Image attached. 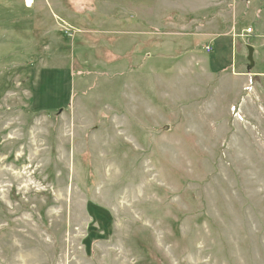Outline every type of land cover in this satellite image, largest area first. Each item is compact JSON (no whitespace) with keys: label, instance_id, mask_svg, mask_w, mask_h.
Listing matches in <instances>:
<instances>
[{"label":"rangeland","instance_id":"obj_1","mask_svg":"<svg viewBox=\"0 0 264 264\" xmlns=\"http://www.w3.org/2000/svg\"><path fill=\"white\" fill-rule=\"evenodd\" d=\"M263 16L264 0H0V264H264V135L200 144L159 88L191 55L248 68ZM148 94L165 124L145 136L124 98Z\"/></svg>","mask_w":264,"mask_h":264},{"label":"crops","instance_id":"obj_2","mask_svg":"<svg viewBox=\"0 0 264 264\" xmlns=\"http://www.w3.org/2000/svg\"><path fill=\"white\" fill-rule=\"evenodd\" d=\"M262 6V4L256 6L255 9ZM262 19L263 21H261V24L259 23L260 29H264V16ZM243 40L245 39L240 38V45H242ZM252 44L255 49V62L258 59L263 60L264 41H256ZM246 58L248 59V56H246ZM191 59L192 61L189 67L187 66L188 64L184 65L182 63L176 65L174 68L175 77L171 83L159 84V88L165 89L162 101L174 103L177 109L181 110V112H178L179 115L182 114L181 126L184 128V126L189 123L191 127H194L193 133L196 135L195 139L200 141V144H205L209 140H214L213 132L207 131L208 127L214 126L216 128L222 127L223 130L229 129L230 135L234 133L232 130L235 128V134L238 136H254L260 141L258 138L264 135L262 131V127L264 126H259V124L264 125V115L260 111L261 108L264 109V92L260 91L257 84L264 87V71H255L254 68V72L251 71L252 73L249 74L250 72H248L247 68L244 69L242 66H237V60L235 62L234 56L229 71L217 77V74L210 69H207V72H202L201 64L203 63V57L196 54L191 55ZM191 68H193V70L190 73ZM200 72H202L205 77L204 81H200ZM138 73L142 74L144 78L145 75L153 76L156 79L159 77L158 73H150L149 71L147 73ZM169 78H173V76ZM161 79L163 80V78ZM171 88L174 89V92H172ZM250 90L251 93H248ZM149 95L150 94L136 97L134 100H130L127 97L124 98V100L126 99V102H128L127 111L130 118H132V121L128 120V127L131 128L132 125L140 124L142 128L148 130L145 136L149 134L150 128L155 129L165 124V120L162 118L159 121L153 118L154 115L151 111ZM160 95H162V93ZM240 102L244 116L243 120L235 119L231 112V106L235 104L238 105ZM214 105L217 107L218 111L211 112L210 108ZM196 106L200 111H197ZM112 108L116 113H119L122 108V103L118 102L116 105L112 106ZM152 118L154 121H152ZM218 118L222 119V123H220L221 120H215ZM173 130L174 129L170 125H166V132ZM219 139L220 137L216 138L215 141L218 142ZM16 255L17 258L12 261L22 264L24 256L22 251L17 250ZM16 255L14 257H16Z\"/></svg>","mask_w":264,"mask_h":264},{"label":"trees","instance_id":"obj_3","mask_svg":"<svg viewBox=\"0 0 264 264\" xmlns=\"http://www.w3.org/2000/svg\"><path fill=\"white\" fill-rule=\"evenodd\" d=\"M224 70H225V69H224ZM222 71H223V70H221V71H219V72H222ZM92 207H93V208L88 209V211H89V214L92 215L96 221L101 220L103 224H110L112 217H111V214H110L109 211H104V210H103L105 215H104L103 218H102V216H100V213H99V212L96 213V210H97V209H99V210H102V209H101V208H97V207L94 206V205H92ZM95 209H96V210H95ZM101 213H102V212H101ZM105 232H108V230L105 231ZM96 237H97L96 239H101L103 236H102V235H99V236H96ZM92 239H94V238L91 237L90 239L85 240L86 245L91 246V245H92V242H91ZM89 240H90V241H89Z\"/></svg>","mask_w":264,"mask_h":264},{"label":"water","instance_id":"obj_4","mask_svg":"<svg viewBox=\"0 0 264 264\" xmlns=\"http://www.w3.org/2000/svg\"><path fill=\"white\" fill-rule=\"evenodd\" d=\"M247 49H248V62H249V66L247 70L248 72H251L255 68V65H256L255 57H254L255 49L251 45H248Z\"/></svg>","mask_w":264,"mask_h":264},{"label":"bare ground","instance_id":"obj_5","mask_svg":"<svg viewBox=\"0 0 264 264\" xmlns=\"http://www.w3.org/2000/svg\"><path fill=\"white\" fill-rule=\"evenodd\" d=\"M33 3V0H27V5L31 6Z\"/></svg>","mask_w":264,"mask_h":264},{"label":"built area","instance_id":"obj_6","mask_svg":"<svg viewBox=\"0 0 264 264\" xmlns=\"http://www.w3.org/2000/svg\"><path fill=\"white\" fill-rule=\"evenodd\" d=\"M248 32H249V33H252V32H253V29H252V28L249 29ZM208 50H210V48H208Z\"/></svg>","mask_w":264,"mask_h":264}]
</instances>
